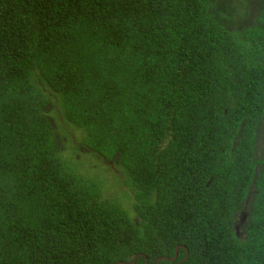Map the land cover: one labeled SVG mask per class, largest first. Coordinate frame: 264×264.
Returning a JSON list of instances; mask_svg holds the SVG:
<instances>
[{
  "label": "trees",
  "instance_id": "trees-1",
  "mask_svg": "<svg viewBox=\"0 0 264 264\" xmlns=\"http://www.w3.org/2000/svg\"><path fill=\"white\" fill-rule=\"evenodd\" d=\"M135 257L264 264V0H0V264Z\"/></svg>",
  "mask_w": 264,
  "mask_h": 264
},
{
  "label": "rangeland",
  "instance_id": "rangeland-1",
  "mask_svg": "<svg viewBox=\"0 0 264 264\" xmlns=\"http://www.w3.org/2000/svg\"><path fill=\"white\" fill-rule=\"evenodd\" d=\"M93 158L94 159L89 160L82 158L79 161V167L85 168L90 165L91 175H93L95 179L102 182L104 186L103 188L106 192L105 194H110L111 197H115L117 195L116 198H118L125 207L130 208V203L126 200L125 194V192L129 191V189L124 184L119 183V170L113 165H111V169H109L108 161L105 163L100 158Z\"/></svg>",
  "mask_w": 264,
  "mask_h": 264
},
{
  "label": "flooded vegetation",
  "instance_id": "flooded-vegetation-1",
  "mask_svg": "<svg viewBox=\"0 0 264 264\" xmlns=\"http://www.w3.org/2000/svg\"><path fill=\"white\" fill-rule=\"evenodd\" d=\"M240 219H238L240 222L237 223V225L235 226V228L237 229V232L239 233V235H242L240 233V226L244 223L245 221V215L243 213L240 214ZM178 255V254H177Z\"/></svg>",
  "mask_w": 264,
  "mask_h": 264
},
{
  "label": "water",
  "instance_id": "water-1",
  "mask_svg": "<svg viewBox=\"0 0 264 264\" xmlns=\"http://www.w3.org/2000/svg\"><path fill=\"white\" fill-rule=\"evenodd\" d=\"M177 249H178V246L175 248V250L177 251ZM175 251V252H176ZM187 253H188V251H187ZM136 259V257L132 260V261H128V262H125L126 264H130V263H132L134 260ZM160 259V257L157 259V261ZM174 259V257H172L171 258V260H173Z\"/></svg>",
  "mask_w": 264,
  "mask_h": 264
}]
</instances>
